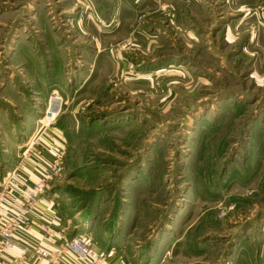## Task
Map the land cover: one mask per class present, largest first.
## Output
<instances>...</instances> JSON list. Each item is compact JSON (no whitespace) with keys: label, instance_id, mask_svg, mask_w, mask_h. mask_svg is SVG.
Wrapping results in <instances>:
<instances>
[{"label":"rangeland","instance_id":"1","mask_svg":"<svg viewBox=\"0 0 264 264\" xmlns=\"http://www.w3.org/2000/svg\"><path fill=\"white\" fill-rule=\"evenodd\" d=\"M22 146L106 260L264 264V0H0V170Z\"/></svg>","mask_w":264,"mask_h":264},{"label":"crops","instance_id":"2","mask_svg":"<svg viewBox=\"0 0 264 264\" xmlns=\"http://www.w3.org/2000/svg\"><path fill=\"white\" fill-rule=\"evenodd\" d=\"M38 144L36 140L31 142V150L35 151L34 147ZM27 151H29V146H27V149L23 146L20 147L16 153L18 158L21 157L19 163L16 162L14 168L9 169L6 173L5 170H0V176L3 174L0 178V184L8 174L13 177L12 182L15 184L11 201L0 208V228L17 211L16 199L19 197L20 192L16 186L38 182L46 170V166L42 162L38 163L29 159ZM46 152L51 153L47 150ZM42 161L44 162V160ZM46 226L50 230L59 232L61 237H52L44 229ZM65 230L59 206L55 203L54 198H51L50 195H43L39 205L29 216L27 225L16 234L14 249L4 259L10 264L17 262L20 264H54L52 260L60 253L63 238H67ZM58 264H63V261L59 260ZM105 264L119 263L110 259L106 260Z\"/></svg>","mask_w":264,"mask_h":264},{"label":"built area","instance_id":"3","mask_svg":"<svg viewBox=\"0 0 264 264\" xmlns=\"http://www.w3.org/2000/svg\"><path fill=\"white\" fill-rule=\"evenodd\" d=\"M52 101L59 103V97H55ZM51 101V102H52ZM44 118V125L49 127L53 124L59 114V109L48 112ZM64 152L62 148H58L54 155V160L51 165L44 171L40 180L33 184H24L16 186L20 195L16 199L18 208L17 211L6 220L0 228V264H10L4 257L14 249V240L16 234L24 228L28 223V218L33 210L39 205L41 197L45 192L48 180L56 176L63 167ZM13 177L8 174L0 184V208L11 201L12 190L15 184L12 182ZM52 237H61L59 232L50 230L47 226L44 228ZM66 238V237H65ZM62 260L63 264H105L106 259L103 254L95 252L85 236H77L72 239H64L61 246V251L58 256L54 257L53 263L58 264ZM14 264H20L19 262Z\"/></svg>","mask_w":264,"mask_h":264},{"label":"bare ground","instance_id":"4","mask_svg":"<svg viewBox=\"0 0 264 264\" xmlns=\"http://www.w3.org/2000/svg\"><path fill=\"white\" fill-rule=\"evenodd\" d=\"M50 105H51L53 110H55V109L58 110L59 109V105H58V103H56V101H52Z\"/></svg>","mask_w":264,"mask_h":264}]
</instances>
